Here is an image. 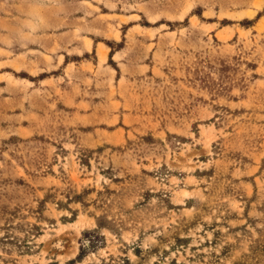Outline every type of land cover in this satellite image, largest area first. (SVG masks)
Returning a JSON list of instances; mask_svg holds the SVG:
<instances>
[{
  "label": "rangeland",
  "instance_id": "obj_1",
  "mask_svg": "<svg viewBox=\"0 0 264 264\" xmlns=\"http://www.w3.org/2000/svg\"><path fill=\"white\" fill-rule=\"evenodd\" d=\"M0 264H264V0H0Z\"/></svg>",
  "mask_w": 264,
  "mask_h": 264
}]
</instances>
